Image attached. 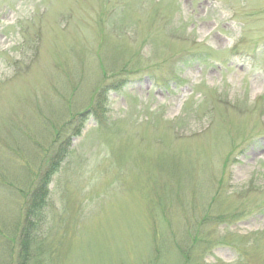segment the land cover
I'll use <instances>...</instances> for the list:
<instances>
[{
  "label": "rangeland",
  "instance_id": "374dc122",
  "mask_svg": "<svg viewBox=\"0 0 264 264\" xmlns=\"http://www.w3.org/2000/svg\"><path fill=\"white\" fill-rule=\"evenodd\" d=\"M0 264H264V0H0Z\"/></svg>",
  "mask_w": 264,
  "mask_h": 264
}]
</instances>
